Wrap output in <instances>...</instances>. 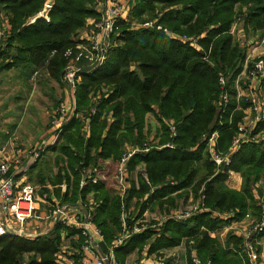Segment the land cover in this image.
I'll return each instance as SVG.
<instances>
[{
    "label": "trees",
    "instance_id": "trees-1",
    "mask_svg": "<svg viewBox=\"0 0 264 264\" xmlns=\"http://www.w3.org/2000/svg\"><path fill=\"white\" fill-rule=\"evenodd\" d=\"M132 1L133 20L154 22L179 38L156 26L123 24L104 63L95 70L86 67L79 75L75 114L30 169V180L37 185H68L63 194L61 188L53 193L44 189L42 194H48L49 201L52 195L71 204L89 197L94 200L93 221L103 235L99 244L103 254L122 232V215L130 212L134 199L139 202L136 212L129 213V226L147 211L159 212L164 220L156 229L135 234L114 249L119 264H126L133 252L141 255L144 248L149 258L164 256V251L182 244L196 250L201 264H249L241 236L229 231L222 241L211 234L247 215L264 220V120L251 132V138L263 137L241 142L228 166L217 167L208 142L217 132L214 149L227 155L250 108L249 102L237 99L235 89L248 53L231 31L241 20L247 34L264 36V0ZM46 2L1 1L0 11L11 28L1 53L8 60L3 68H15L27 77L44 70L65 86V69L82 42L79 33L89 19L98 20L101 14L96 0H53L47 18L28 23ZM221 76L226 79L224 89ZM224 93L227 103L221 101ZM150 115L158 123L153 138ZM127 148L148 151L137 152L128 162L129 187L123 198L117 177ZM52 166L57 169L55 175ZM94 168L98 183L83 185L82 170ZM232 174L240 175V190L228 186ZM191 194L196 201L202 200L206 211L187 220L166 219ZM76 235L80 238L71 241L72 258L79 263L78 249L85 238L56 224L51 232L35 238H0V264H66L60 256L64 241ZM165 264H173V258Z\"/></svg>",
    "mask_w": 264,
    "mask_h": 264
},
{
    "label": "built area",
    "instance_id": "built-area-1",
    "mask_svg": "<svg viewBox=\"0 0 264 264\" xmlns=\"http://www.w3.org/2000/svg\"><path fill=\"white\" fill-rule=\"evenodd\" d=\"M0 0V6H1ZM97 10L100 12L101 17L94 21L93 35L91 39L86 42L82 41L77 45V54L71 59L70 64L65 69L64 83L70 89L72 95L75 96L77 84L80 81V74H83V70L92 68V70L100 67L107 58L108 52L113 45L112 39L119 35L120 27L123 25V21H126L129 15L128 6L126 0H96ZM128 3L130 2L127 0ZM53 0H47L44 10L29 20V23H33L37 18L41 16L47 18V15L52 8ZM154 22H146L139 26H133L134 28L145 27L153 28ZM158 30H163L168 36L173 38H179L175 34L169 32L167 29H163L161 26H156ZM10 24L7 17L0 11V60L1 53L5 50V46L8 38L10 37ZM80 40V39H79ZM187 40L186 37L183 39ZM196 43L195 39H189ZM264 45V40H262ZM250 52L247 55L245 61V68L241 76L238 78L244 80L243 84L248 89H244L238 86V96L250 103V108L246 111V116L243 119V123L238 128V134L229 150V153L225 156H221L216 153L214 146L218 133L215 132L211 135L208 142V149L212 160L217 167L222 165L228 166L231 161V155L237 150L238 146L243 141L256 140L251 138V132L254 129L256 123L260 120H264V96L260 93L261 87L264 85V55L258 57L253 61L249 67V71L246 72V68L251 62ZM38 75V72L33 74ZM220 85L222 89L226 86V79L221 76ZM239 99V98H238ZM221 101L227 103L228 94L222 95ZM76 99L72 100V103L61 102L57 109L54 111L50 120V128L53 129L54 143H56L63 128L72 120L75 114ZM248 112V113H247ZM250 114V116H249ZM251 117H253L251 119ZM170 131L173 137H176L177 130L171 123ZM45 148L41 147L31 151V159L33 163L37 162ZM148 149L140 150L135 148H127L121 158L118 167V192L124 198V195L129 187V173L127 170L128 162L137 152H147ZM23 151L21 149L16 151V156L21 155ZM30 163L27 164L29 169ZM11 163L9 161H3L0 163V238L9 235L28 236V234L22 229V226L27 223H32L37 219V215L42 207V200L39 195L40 187L31 182H25L19 184L13 175L10 174ZM97 169H83L81 172L82 183L92 182L98 183V177L96 176ZM59 188L62 190V194L68 189V185L63 183ZM189 200V199H188ZM187 200V201H188ZM186 201V202H187ZM192 200H189L186 204H190ZM264 208V205H263ZM206 211L203 207L202 200L195 201L194 204L185 205V201L181 202V206L172 211L167 218L175 219L177 221L187 220L197 215L198 213ZM49 217L52 219L54 225L60 224L66 228L74 229L78 231L85 241L81 245V264H119L114 255V249L121 245L126 240L130 239L133 235L143 233L145 231L156 229L160 223L154 224V218L152 214L145 213L143 217L134 222L133 226L127 224L128 215L123 213L121 221L123 229L120 235L115 239L112 247L109 248L107 254H103L99 248V244L103 241V235L99 228L94 224V207L89 197V200L79 199L76 204L70 202L63 203L62 199L52 197L51 204L49 206ZM129 214V213H128ZM164 220V219H163ZM249 224L239 234L244 239V252L247 255L249 264H264V220H256L250 215H247L243 220V223ZM244 224H242L243 226ZM213 237L214 235L211 234ZM260 235L262 236L260 239ZM146 252V250H145ZM190 260L184 264H201L197 252L195 249H191ZM172 256L158 257L154 256L151 264H165ZM146 258L145 261H149ZM173 259V264H179ZM175 261V262H174ZM178 261V260H177Z\"/></svg>",
    "mask_w": 264,
    "mask_h": 264
},
{
    "label": "crops",
    "instance_id": "crops-1",
    "mask_svg": "<svg viewBox=\"0 0 264 264\" xmlns=\"http://www.w3.org/2000/svg\"><path fill=\"white\" fill-rule=\"evenodd\" d=\"M95 20L96 19H89L87 21V25L85 29H83L79 33L78 39L84 42L91 39L94 31L93 24ZM247 43L248 45H251V40H248ZM7 63L8 60H4V58L2 57L0 60V163H2L3 161H9L11 163L10 174L14 176L15 180L19 184H23L25 182L32 183V181L30 180L29 171L40 161L33 163V161L30 160L31 151L41 147H44V151H46L48 148L52 147L55 144L53 129L50 128L49 125L53 113L58 106L56 105L54 108L52 107L51 109H48L45 106V103H42L39 96L37 95V88L35 87V84L30 83V76L27 77L26 75H23L21 71L15 68L4 69L3 67ZM37 76L32 75L31 80H35ZM62 87L66 93V96L60 101L71 104L75 96L72 95L67 85ZM47 120L49 122L48 129L42 126V123L45 124ZM19 149H21L23 153L17 157L16 151ZM28 163H30L31 166L29 169H26ZM54 171L55 170H53V172ZM232 178H234L235 186L231 188L240 190L242 183L240 175L232 174L230 179ZM35 185L40 187V185ZM61 185L55 187L51 183L46 182L45 187L51 190V192L53 193V190L55 188H59ZM52 197L61 199L54 195H52ZM41 210L39 213V220L37 221V223H35L36 225L34 223H27L22 226V229L30 237L35 238L40 235L48 234L53 230L55 226L52 219L49 218L47 214ZM151 213L152 216L156 215V213ZM48 219H50L49 222ZM238 225L242 226L241 224L233 223L232 227L230 228H233L235 232ZM226 230H228V228H226ZM240 233H242V230L235 232V234L237 235H239ZM212 234L215 235L214 233ZM184 246L185 245L182 244L177 248L166 250L164 251V254L169 253L173 259H176V257L181 258L184 256V253H180L184 252ZM135 255L138 256V253L133 252L132 254H130L127 258L126 264H130V262H132L133 260L131 258H134ZM145 256L146 252H143V254L141 255V259H139L140 263L151 264V261L154 257L152 256L150 257L149 261H145ZM65 263L81 264L80 262L75 263L74 260H66ZM134 264H137V262Z\"/></svg>",
    "mask_w": 264,
    "mask_h": 264
},
{
    "label": "rangeland",
    "instance_id": "rangeland-1",
    "mask_svg": "<svg viewBox=\"0 0 264 264\" xmlns=\"http://www.w3.org/2000/svg\"><path fill=\"white\" fill-rule=\"evenodd\" d=\"M129 1L130 2L128 3V1L126 0L127 6H128L129 15L126 18V21H123V24L124 25H129L130 24L131 27H133V26L136 27V26L140 25V21L133 20V15H132V7H133L132 3H133V1L132 0H129ZM241 10H242L241 13H245L247 11L246 8H243ZM231 34L233 35L234 39L239 43L240 47L243 50L246 51V53L250 52V55H251L252 59H251V62L249 63V65L246 68V72H247V71H249V67L252 65L253 61L256 60L258 57H261L262 55H264V45H262L263 44L262 40H264V36H261L260 33H254V32H250V33L247 34L245 32V29H244V22L241 21V20L238 21L235 24V26L232 28ZM248 40H251V45H248V43H247ZM31 76L29 78L30 83L35 84V87L37 88V95L39 96L41 102L45 103V106L48 109H51L52 107L54 108L58 104V102L60 100L65 98L66 93H65L63 87L61 85H59L57 82L51 80L44 70L39 73V75L37 76V78L35 80H31V78H32ZM243 82H244V80H240L239 81V79H237V81L235 83V85H236L235 89H236L237 94H238L237 84L241 88L248 89V87H245ZM261 88L262 89L260 90V93L262 94V96H264V85ZM238 98L241 99V97L237 95V99ZM243 99L246 100L245 97H243ZM249 116H250V114H249ZM252 118L253 117H251V119ZM148 122H149V126H150V128L152 129V132H153V134L151 136V138H152V137L155 136V134H154L155 130L154 129L158 126V123H157L156 119L152 115L148 116ZM48 125H49L48 120H47V122L45 124L42 123V126L47 128V129H48ZM262 135L260 134V135L256 136L255 139L256 140H260L263 137ZM52 169L55 170L52 175H55L57 169L54 166H52ZM234 178L230 179V181L228 182V186L230 188L235 186ZM45 186L46 185H40L41 190H40L39 195H40L41 199L43 200L42 210L41 211H44L47 214V216L49 217V213L48 212H49V206L51 204V201L47 200L48 194H42V192H44V189H47ZM189 200H192L191 202H189L190 204H194L195 201H196L192 194L189 195ZM91 201L93 203V207L95 208L96 204H95L94 200H91ZM138 202H139V200H137V199H134L132 201L131 208L129 209L131 214L136 212V206L135 205H137ZM187 202H185V205H190V204H186ZM130 212H128V210H126L128 218H129V214L128 213H130ZM39 213H40V211H39ZM39 213L37 215V219H35L32 223H34V224L37 223V221L39 220ZM146 213L152 214L150 211H147ZM225 215L226 214H224V216ZM220 216L224 217L221 214H220ZM153 218H154V220L156 222H161L163 220V217H162V215L159 212L156 215H154ZM49 221H50V219H48V222ZM235 223L236 224H241V225L244 224L243 226L238 225V227H237L235 232H237L239 230H243L249 224L248 222L243 223V221L235 222ZM232 224L229 227H226V228H228V230H226V228H225L224 230H222L220 232H215L214 234L215 235H219L220 239L221 240L223 239L222 241H224L227 233L229 231H234L233 228H230V227H232ZM215 235H214V237H216ZM79 238H80V236L76 235L74 237L65 239L64 244H63V248H62V251H61V254H60L62 260H64V261H66V260L73 261L74 260L72 258V256H74V254H73L74 251L71 248V241L72 240L78 241ZM84 241L85 240H83V243H84ZM263 243H264V241H263ZM184 245H185L183 247L184 248V252H180V253H184L183 254L184 256L181 257L182 260H181V258H177V257H176V260H175L179 264H184L185 261H189L190 260V255H191L190 252H191L192 248L190 247L189 249H187L188 248V244H184ZM145 250L146 249L144 248L143 252H145ZM78 251H80V250L78 249ZM143 252L141 253V255L143 254ZM141 255L138 254V256L135 255L134 258H131L133 260H132V262H130V264H134L136 262L138 264L139 259H141ZM169 255H170L169 253H165L164 254V256H169Z\"/></svg>",
    "mask_w": 264,
    "mask_h": 264
},
{
    "label": "water",
    "instance_id": "water-1",
    "mask_svg": "<svg viewBox=\"0 0 264 264\" xmlns=\"http://www.w3.org/2000/svg\"><path fill=\"white\" fill-rule=\"evenodd\" d=\"M22 237H26L25 235H23Z\"/></svg>",
    "mask_w": 264,
    "mask_h": 264
}]
</instances>
